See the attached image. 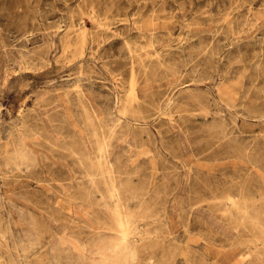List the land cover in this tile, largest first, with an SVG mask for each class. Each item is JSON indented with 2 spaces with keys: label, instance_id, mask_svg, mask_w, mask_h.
<instances>
[{
  "label": "rangeland",
  "instance_id": "rangeland-1",
  "mask_svg": "<svg viewBox=\"0 0 264 264\" xmlns=\"http://www.w3.org/2000/svg\"><path fill=\"white\" fill-rule=\"evenodd\" d=\"M263 228L264 0H0V264H264Z\"/></svg>",
  "mask_w": 264,
  "mask_h": 264
},
{
  "label": "bare ground",
  "instance_id": "bare-ground-1",
  "mask_svg": "<svg viewBox=\"0 0 264 264\" xmlns=\"http://www.w3.org/2000/svg\"><path fill=\"white\" fill-rule=\"evenodd\" d=\"M119 198H120V197H119ZM119 203H120V202H119ZM120 204H122V203H120ZM240 207H241V206H240ZM240 207H239V208H240ZM123 210H124V209H123ZM235 211H236V210H235ZM246 216H247V215H246ZM121 218H122V217H121ZM128 218H129V217H128ZM244 218H246V217H244ZM130 219H131V218H130ZM126 221H127V220H126ZM126 221H125V222H126ZM113 223H114V222H113ZM121 223H122V222H121ZM121 223H120V224H121ZM253 223H254V222H253ZM256 223H258V222H256ZM112 225H113V224H112ZM114 225H115V224H114ZM117 225H118V224H117ZM121 225H122V224H121ZM126 225H127V224H126ZM258 225H260V224H258ZM125 227H126V226H125ZM112 228H113V226H112ZM263 229H264V228H263ZM130 236H131V235H130ZM130 238H131V237H130ZM131 243H132V242H131ZM118 244H119V243H118ZM111 246H112V245H111ZM148 247H149V246H148ZM137 248H138V247H137ZM137 248H136V249H137ZM139 248H141V247H139ZM139 248H138V249H139ZM116 249H117V248H116ZM118 249H119V248H118ZM136 249H135V250H136ZM123 252H124V251H123ZM105 257H106V256H105ZM109 257H110V256H109ZM110 259H111V258H110ZM131 259H132V258H131ZM116 260H117V259H116ZM114 261H115V259H114ZM131 261H132V260H131Z\"/></svg>",
  "mask_w": 264,
  "mask_h": 264
}]
</instances>
